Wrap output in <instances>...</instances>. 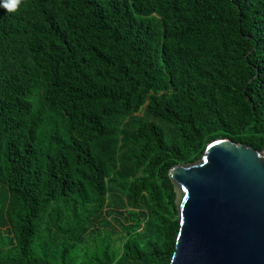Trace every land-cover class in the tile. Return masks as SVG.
<instances>
[{
	"label": "trees",
	"instance_id": "trees-1",
	"mask_svg": "<svg viewBox=\"0 0 264 264\" xmlns=\"http://www.w3.org/2000/svg\"><path fill=\"white\" fill-rule=\"evenodd\" d=\"M221 138L264 146V0H0V264H170Z\"/></svg>",
	"mask_w": 264,
	"mask_h": 264
},
{
	"label": "water",
	"instance_id": "water-1",
	"mask_svg": "<svg viewBox=\"0 0 264 264\" xmlns=\"http://www.w3.org/2000/svg\"><path fill=\"white\" fill-rule=\"evenodd\" d=\"M169 177L180 221L170 264H264V146L216 139Z\"/></svg>",
	"mask_w": 264,
	"mask_h": 264
},
{
	"label": "clouds",
	"instance_id": "clouds-1",
	"mask_svg": "<svg viewBox=\"0 0 264 264\" xmlns=\"http://www.w3.org/2000/svg\"><path fill=\"white\" fill-rule=\"evenodd\" d=\"M5 6H6V7H9L10 10H11L12 7H14L13 4H6Z\"/></svg>",
	"mask_w": 264,
	"mask_h": 264
}]
</instances>
